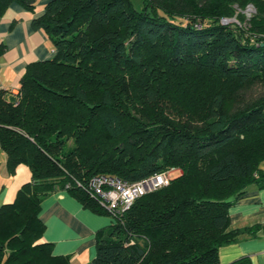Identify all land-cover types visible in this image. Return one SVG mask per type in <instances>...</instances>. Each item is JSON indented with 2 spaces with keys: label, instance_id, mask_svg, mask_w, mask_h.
Here are the masks:
<instances>
[{
  "label": "trees",
  "instance_id": "trees-1",
  "mask_svg": "<svg viewBox=\"0 0 264 264\" xmlns=\"http://www.w3.org/2000/svg\"><path fill=\"white\" fill-rule=\"evenodd\" d=\"M35 1L0 0V15ZM248 2L249 17L223 21ZM31 26L54 53L26 64L13 99L0 90L7 167L31 173L0 203V264H70L42 239L50 192L107 212L76 179L172 166L98 235L88 264H251L221 263L218 249L264 232L231 227L228 213L247 184L264 186V0H44Z\"/></svg>",
  "mask_w": 264,
  "mask_h": 264
},
{
  "label": "crops",
  "instance_id": "crops-1",
  "mask_svg": "<svg viewBox=\"0 0 264 264\" xmlns=\"http://www.w3.org/2000/svg\"><path fill=\"white\" fill-rule=\"evenodd\" d=\"M39 13L16 3L0 15V90L8 99L15 97L26 64L54 53L47 33L31 26L32 17ZM30 175L29 167L24 163L10 171L6 152L0 145V203L11 201ZM244 190L228 208L231 227L264 222V186L251 182ZM38 214L45 224L42 239L52 243L53 253L67 254L70 264H88L95 255L98 235L105 233L115 221L110 213L85 206L66 189H56L44 196ZM242 255H247L251 264H264V232L261 229L242 232L218 249L221 263Z\"/></svg>",
  "mask_w": 264,
  "mask_h": 264
},
{
  "label": "built area",
  "instance_id": "built-area-1",
  "mask_svg": "<svg viewBox=\"0 0 264 264\" xmlns=\"http://www.w3.org/2000/svg\"><path fill=\"white\" fill-rule=\"evenodd\" d=\"M245 10L250 15L255 11L254 5L248 2ZM223 21H226V18H223ZM259 168L257 171L264 173V164ZM175 169L178 168L172 166L134 181L110 173H97L84 182L76 179V183L87 190L108 213L115 217L128 208L138 196L167 184ZM257 171L254 173L256 174Z\"/></svg>",
  "mask_w": 264,
  "mask_h": 264
},
{
  "label": "rangeland",
  "instance_id": "rangeland-1",
  "mask_svg": "<svg viewBox=\"0 0 264 264\" xmlns=\"http://www.w3.org/2000/svg\"><path fill=\"white\" fill-rule=\"evenodd\" d=\"M40 1H41V0H36L32 9H30V8H28V7H25V6H23V5H21V4L17 3V2H11V3L8 5V7H6L5 11H6L10 6H12L13 4H16V3H17V4L21 5V6H23V8L26 9V10L33 11V10L35 9L36 13H39V12L41 13V12L43 11L44 0H43V2H40ZM39 2H40V3H39ZM131 2H132L133 7L136 8V9H141L142 6H143V0H131ZM235 5H236V4H235ZM245 7H246V6H245ZM245 7L241 8V7H239L238 5H236V11H235V14H234V16H232V17L234 18V20H236V15H237L238 13H242L246 18L249 17V16L253 13V12H252L250 15L247 14V11L245 10ZM49 38H50V37H49ZM255 88H256L258 91H262V90H264V85L258 84V85H256ZM8 96H9V94H8ZM178 171H179L178 169L173 170V171H172V175L176 174ZM114 218H115V217H114Z\"/></svg>",
  "mask_w": 264,
  "mask_h": 264
},
{
  "label": "water",
  "instance_id": "water-1",
  "mask_svg": "<svg viewBox=\"0 0 264 264\" xmlns=\"http://www.w3.org/2000/svg\"><path fill=\"white\" fill-rule=\"evenodd\" d=\"M229 20H234V18L231 17V18H227V19H226V21H229Z\"/></svg>",
  "mask_w": 264,
  "mask_h": 264
}]
</instances>
